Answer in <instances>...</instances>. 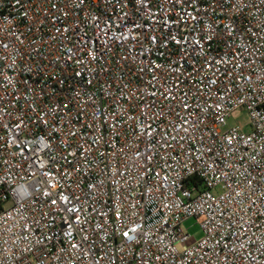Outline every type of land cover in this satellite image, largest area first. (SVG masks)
I'll return each mask as SVG.
<instances>
[{"label":"built area","instance_id":"built-area-1","mask_svg":"<svg viewBox=\"0 0 264 264\" xmlns=\"http://www.w3.org/2000/svg\"><path fill=\"white\" fill-rule=\"evenodd\" d=\"M0 264H264V0H0Z\"/></svg>","mask_w":264,"mask_h":264},{"label":"rangeland","instance_id":"rangeland-1","mask_svg":"<svg viewBox=\"0 0 264 264\" xmlns=\"http://www.w3.org/2000/svg\"><path fill=\"white\" fill-rule=\"evenodd\" d=\"M247 114L240 113L236 117H231L228 119V127H242L245 131H249L250 127L247 126ZM184 230L190 234V240L185 242V245H191L200 240L203 236V231L201 228V219L192 218L186 221L183 225Z\"/></svg>","mask_w":264,"mask_h":264}]
</instances>
